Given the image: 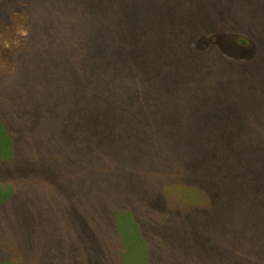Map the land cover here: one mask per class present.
Returning a JSON list of instances; mask_svg holds the SVG:
<instances>
[{
    "label": "trees",
    "instance_id": "trees-1",
    "mask_svg": "<svg viewBox=\"0 0 264 264\" xmlns=\"http://www.w3.org/2000/svg\"><path fill=\"white\" fill-rule=\"evenodd\" d=\"M22 10L28 36L6 74L29 55L41 85L22 100L27 139L6 132L0 145V264H264V105L251 82L264 0L249 10L210 0L192 28L171 0H16L0 33ZM176 27L195 53L223 62L226 81L238 78L221 94L239 85L240 104L224 108L218 93L204 105L210 117L192 115ZM205 120L206 157L192 137Z\"/></svg>",
    "mask_w": 264,
    "mask_h": 264
},
{
    "label": "rangeland",
    "instance_id": "rangeland-1",
    "mask_svg": "<svg viewBox=\"0 0 264 264\" xmlns=\"http://www.w3.org/2000/svg\"><path fill=\"white\" fill-rule=\"evenodd\" d=\"M16 0H0V32H1V23L5 22L9 17L5 14V9L11 10L13 9V4H15ZM159 1V0H158ZM226 4L230 5L232 8H245L252 9L256 8L260 0H221ZM172 6L176 9H180L183 19L185 23H189V26L192 28V21L200 19L199 16H205L208 14L207 7L210 5V0H171ZM164 10L173 11V9H168L164 6ZM25 10L17 12L14 14L11 19V24L6 28V30L0 33V145L3 148L6 143V132L11 135L15 140V143H22L25 139L20 134V129L24 130L25 123L23 122L22 115H31V109H29V101L31 96V91L35 92L37 85H41L38 82V78L34 77V70L36 69V65L32 64V66L28 63V58L24 61L23 65L19 64L18 70L13 74H6L13 71V60L12 57L15 53L19 51L22 47L25 37H19L16 32L17 25H20L26 28V17ZM236 20H241L242 15L233 14ZM7 18V19H6ZM207 26V24H196L192 29V41L197 36V30ZM45 27L47 32H52L49 23L47 20L45 21ZM259 37L263 38L264 43V28L263 33H258ZM172 41L177 43L174 45V49H172V54L177 55L175 57L184 65V68L188 66V71L192 70V104L191 110L192 115L195 116H207L210 117L211 111L209 110L210 106H204L208 104L210 98L213 96L216 97L218 93L219 99L222 100L221 104H224V108H229L231 105L240 104V99L243 97V89L239 85L237 89H233L234 92L230 93L228 90H224V96L221 94L222 89L228 87L232 81L237 80L238 78L225 80L223 73L225 72V66L222 63H218V57L214 53H207L205 55H201L200 53H195L193 47L190 45H186L191 39V35L186 37L182 36L180 33V29L178 27L172 28ZM8 41L11 47L9 49L3 48V42ZM170 39L166 36L164 41H169ZM18 41V43H15ZM169 48V47H168ZM256 66L254 71L252 72V87H255L254 95L259 97V104L264 105V56L262 57V63L252 65ZM75 67H79V64H76ZM180 68V66H177ZM220 68V70H219ZM162 69L164 81L168 84H172L178 79L175 75L170 72ZM227 71V70H226ZM42 72V71H41ZM48 72H45V76ZM42 74V73H41ZM43 81V80H42ZM44 81L43 83H45ZM42 83V84H43ZM218 84L221 88V91L216 90L215 87H212V84ZM241 83V82H240ZM135 90H141V85L138 83H132ZM241 85V84H240ZM188 88V86L184 85V89ZM135 90H131V97L136 96L138 94L135 93ZM171 90V89H168ZM189 92L186 90L183 92L184 94H188ZM168 96H165V99L169 101V104L172 106H180V103L183 102V97L181 95L176 94L174 91H169ZM26 96L29 98V105H25L22 108V100ZM211 102V101H210ZM205 110V111H203ZM191 115V120H192ZM27 117V116H26ZM137 117H134L136 119ZM196 120H194L193 123ZM213 122V121H212ZM211 122V123H212ZM210 121L205 120L198 123L197 127H201V131H195L192 135L193 138L197 139V146L201 149V152L206 157V140L210 138L212 135V130L210 127ZM220 129L219 126H216L214 130ZM218 136H222L225 134L222 130H220ZM11 137V138H12ZM28 142V140H27ZM27 142L25 144H27ZM17 144V145H18ZM3 145V146H2ZM196 167H202L195 159ZM195 164L192 162V170H195ZM198 168V169H199ZM205 169V168H204ZM204 170L197 172L196 182L192 183V187L198 186L204 183ZM21 175L25 176L29 174L27 171L21 170ZM14 176V173H13ZM18 180H22V178H18ZM15 183H17V181ZM0 198H2L0 196ZM17 218V222H15V226L18 224L21 217L19 214H15Z\"/></svg>",
    "mask_w": 264,
    "mask_h": 264
},
{
    "label": "clouds",
    "instance_id": "clouds-1",
    "mask_svg": "<svg viewBox=\"0 0 264 264\" xmlns=\"http://www.w3.org/2000/svg\"><path fill=\"white\" fill-rule=\"evenodd\" d=\"M16 32H17V35L19 36V37H27L28 36V31H27V29L26 28H24V27H22V26H20V25H17V27H16ZM15 43H18V41H15ZM3 48H5V49H9L10 47H11V45L9 44V42L8 41H4L3 42Z\"/></svg>",
    "mask_w": 264,
    "mask_h": 264
}]
</instances>
